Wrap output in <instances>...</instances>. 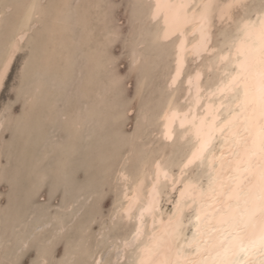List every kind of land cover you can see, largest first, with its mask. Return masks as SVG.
Here are the masks:
<instances>
[{
	"label": "snow or ice",
	"instance_id": "1",
	"mask_svg": "<svg viewBox=\"0 0 264 264\" xmlns=\"http://www.w3.org/2000/svg\"><path fill=\"white\" fill-rule=\"evenodd\" d=\"M147 7L157 27L155 43L167 42L175 53L168 87L180 90L187 78L191 99L180 126L194 136V150L180 161L178 177L157 162L150 188L147 174L132 181L133 194L125 193L128 203L118 215L135 231L116 249L115 261L92 254L91 260L70 262L67 249L60 256L58 237L44 244L37 238L7 264H29L24 256L30 247L31 264H264V0H155ZM123 8L119 0L61 5L0 0V84L11 79L14 62L19 63L14 85L30 80L50 63V38L71 33L77 42L95 12L106 25L97 52L114 91L122 94L140 70V61L133 56L126 64L120 50L136 30L134 12L128 36L118 25L117 10ZM191 63L196 66L190 71ZM165 195L172 205L166 220L160 214Z\"/></svg>",
	"mask_w": 264,
	"mask_h": 264
},
{
	"label": "rangeland",
	"instance_id": "2",
	"mask_svg": "<svg viewBox=\"0 0 264 264\" xmlns=\"http://www.w3.org/2000/svg\"><path fill=\"white\" fill-rule=\"evenodd\" d=\"M27 1L10 2L26 5ZM37 1L44 5L107 2ZM119 3L124 8L117 10L120 18L117 23L125 29V36H128V16L134 12L136 19L135 34L129 37L127 48L120 46L121 52L126 53L124 62L130 63L133 56L140 61L139 72L124 85L122 94L114 91L97 52L106 35V25L103 17L95 12L88 30H81L75 37L77 42L71 33H58L50 38V63L30 80L14 85L19 67L14 62L17 68L11 72V79L3 83L0 90V262L7 264L12 260L23 247L22 242L33 245L37 238H42L43 244L47 239L58 237H62L60 256H65L67 249L66 258L70 262L76 258L89 260L90 252L96 250L105 259L109 256L113 259L120 240L133 226L119 215H112L122 183L116 170L122 168L132 176L142 156L155 154L160 148L177 154L182 147L176 134L168 144L155 134L154 115L169 90L164 78L170 68V45L153 42L151 33L156 26L144 15L147 0H119ZM135 3L143 7L128 9L129 4ZM0 42L3 43L2 36ZM1 47L2 44L0 55ZM181 89L176 92L180 93ZM5 106H8L7 118ZM134 147L142 150L136 152ZM33 258L30 247L24 259L31 264Z\"/></svg>",
	"mask_w": 264,
	"mask_h": 264
},
{
	"label": "bare ground",
	"instance_id": "3",
	"mask_svg": "<svg viewBox=\"0 0 264 264\" xmlns=\"http://www.w3.org/2000/svg\"><path fill=\"white\" fill-rule=\"evenodd\" d=\"M11 1V0H10ZM148 1V5L149 4H153L155 2V0H147ZM38 3L37 0H28L26 5L27 4H30V3ZM136 4V3H135ZM25 5V4H24ZM141 8V7H140ZM139 8V9H140ZM140 10H143V9H140ZM23 12V11H21ZM139 12V10H138ZM143 13V12H142ZM146 15L145 17H147V19L149 21H152L151 18H150V11L147 7V10H146ZM143 15V16H144ZM143 16H141L143 18ZM139 17V15H138ZM141 18V19H142ZM144 20V19H143ZM141 22V21H140ZM154 22V21H152ZM95 31V30H94ZM151 32V31H150ZM152 35V39L155 40L156 38V34H157V27L155 28V30H153V33H151ZM150 36V37H151ZM151 39V40H152ZM187 39L189 41H192V43H195V41L193 40L192 36L189 35L187 37ZM148 40V39H147ZM153 40V42H155ZM2 42V40H1ZM3 45V43H1ZM136 42V41H135ZM147 42V41H146ZM191 46V45H189ZM2 48V47H1ZM3 49V48H2ZM169 51V50H168ZM57 52V51H56ZM57 54V53H56ZM66 54V53H65ZM51 56V55H50ZM141 56V55H140ZM170 68H169V72L167 73V76L165 79V86H166V89H169L168 90V93L164 99V101L162 102L160 108L157 110V112L155 113L154 115V119L156 120L157 122V127H156V130H155V134L156 136L158 135L160 137V139L165 143V144H168L170 143L173 138L175 137V134L177 135V139H178V142L180 144H182V147L178 150L177 154L175 151H172L171 149L169 150H163V149H159L155 154H152L150 156H142L141 158L138 159V162H139V165H138V168L135 170V172L133 173L132 176H130L128 174V172H126L124 169L120 168V169H117V176H118V180H121L122 183H121V186H120V190H119V193H118V196L116 198V203L115 206H114V210L112 211V215L113 217L118 215L119 213L122 212V207L121 205H124L125 207L127 206V203L128 201L125 199V193L128 194V196H132L133 192H132V189L135 188V184L132 183V181L136 178H144L145 177V174H147V178H146V183L148 184V187L150 188L151 187V177L152 175L156 172V164L157 162L161 163V164H164V165H167L168 166V170H169V173L170 175H173L175 174L177 177L179 176V166L180 165V161L184 159V157L186 155H190V152L191 150H194L193 149V144H194V136L191 134V133H188L185 131V128L187 127V125H185V128H182L180 126V119L183 118V113L186 112L188 110V107H189V103H188V100L191 99V97H189L188 95V91H187V78L185 77V82H184V85L182 86V89H181V92L179 93L176 92V91H173V89L169 88L168 85L171 83V75L174 74V71H175V53H174V50L172 48V46H170ZM189 61H191V57L188 58ZM148 62V61H147ZM104 63V62H103ZM198 63V61H197ZM57 65V64H56ZM148 66V65H147ZM191 68L189 69L191 71L192 68H194L196 66L195 63H191ZM149 67V66H148ZM166 69V68H165ZM97 71V70H96ZM142 71V70H141ZM168 71V70H167ZM207 73L205 72V75ZM137 76V75H136ZM145 77V76H144ZM108 79V78H107ZM106 79V81H107ZM146 79V77L144 78ZM143 79V81H144ZM110 80H108L109 82ZM147 81V80H146ZM154 81V80H153ZM100 82V81H99ZM103 83V82H102ZM106 83V82H105ZM110 83V82H109ZM148 83V82H147ZM146 85V83H145ZM3 84H0V90L2 88ZM143 86V84H142ZM112 87V86H111ZM112 90V89H111ZM109 92V91H108ZM179 93V94H178ZM108 94V93H107ZM109 97V96H108ZM107 98V97H106ZM107 100V99H106ZM104 101V99L102 100ZM85 103V102H84ZM105 103V102H104ZM144 104V103H143ZM143 106H146V105H143ZM152 106V105H151ZM141 107V106H140ZM50 108V107H49ZM145 108V107H144ZM142 111V110H141ZM142 113V112H141ZM176 114L175 117L173 114ZM45 114V113H44ZM148 114V113H147ZM144 115V114H143ZM141 115V116H143ZM145 116V115H144ZM26 117V116H25ZM112 117V116H111ZM150 118V117H149ZM2 119V118H1ZM53 119V118H52ZM142 119V118H141ZM105 121V120H104ZM145 121V120H144ZM148 121V120H147ZM65 122V121H64ZM95 122V121H94ZM145 123H147L145 121ZM148 124V123H147ZM150 124V122H149ZM148 124V125H149ZM144 128V126H142ZM149 127V126H147ZM140 129V127H139ZM145 130V128H144ZM143 132V130H142ZM154 133V131H152ZM52 134L54 132H51ZM145 133V132H144ZM85 134V133H84ZM140 134V133H139ZM147 134V133H146ZM144 135V134H143ZM148 137V136H147ZM152 137V136H151ZM140 139V138H139ZM54 140V139H53ZM145 140H148L145 138ZM142 141V140H141ZM150 142V141H149ZM131 143V142H130ZM157 143V142H156ZM164 144V145H165ZM146 144H144L145 146ZM150 145V144H149ZM137 146V145H136ZM133 147V145H132ZM138 147V146H137ZM142 147V146H141ZM153 147V146H151ZM177 147V146H176ZM175 147V148H176ZM180 147V146H179ZM135 148V147H134ZM133 148V149H134ZM144 147H142L143 149ZM136 149V152H139L141 151L139 148H135ZM1 151V150H0ZM152 151V150H151ZM126 153V152H125ZM132 153V152H131ZM141 154V153H139ZM123 156V155H122ZM119 157V156H118ZM116 160H117V157H116ZM130 163V162H129ZM113 164V163H112ZM111 168V167H110ZM115 168V167H114ZM128 169V168H127ZM1 170V169H0ZM115 171V170H114ZM112 172V170H111ZM114 173V172H113ZM110 174V173H109ZM108 176V175H107ZM125 177H127L128 179L126 180ZM111 179V178H110ZM109 179V180H110ZM113 179V178H112ZM117 179V178H116ZM115 179V180H116ZM114 180V179H113ZM21 183V182H20ZM105 184V183H104ZM78 185V184H77ZM131 185V187H130ZM115 188V187H113ZM116 190V189H115ZM99 195V194H98ZM147 195V192H145V196ZM172 195H175V196H178L179 194L178 193H173ZM169 199H170V196L169 195H165L162 197L161 199V208H160V214L163 215L164 219L166 220L167 219V215L168 213L171 211V208H172V205L169 204ZM15 201V200H14ZM18 206V205H17ZM112 209V207H111ZM64 210V209H62ZM110 210V209H109ZM108 210V211H109ZM42 213V212H41ZM99 213V212H98ZM34 214V213H33ZM160 214H158L157 216V219L159 220L160 218ZM30 216H31V213H30ZM52 216V215H51ZM56 215H54L55 217ZM96 216V215H94ZM42 217V216H41ZM40 217V218H41ZM45 217V216H44ZM49 217V216H47ZM57 217V216H56ZM62 217V216H61ZM119 217V216H117ZM39 218V219H40ZM51 218V217H50ZM63 218V217H62ZM16 220V219H15ZM35 220V219H34ZM55 220V219H54ZM60 220V219H59ZM95 220V219H94ZM126 220V219H125ZM45 221V220H44ZM58 221V220H57ZM61 221V220H60ZM127 221V220H126ZM46 222V221H45ZM48 222V221H47ZM152 221L151 219L149 218L148 219V224L151 225ZM38 224V223H37ZM59 223H57L58 225ZM49 225V224H48ZM61 225V224H60ZM112 225V224H111ZM39 228V227H38ZM106 228V227H105ZM17 229V228H16ZM65 230V229H64ZM27 231V230H26ZM89 231V230H88ZM100 231V230H99ZM135 231V228L132 226L128 232H126V236L123 237L121 240H120V243H119V247L121 248L123 246V242L125 240H130L131 237H132V234L133 232ZM56 232V231H55ZM25 233V232H24ZM31 233V232H30ZM83 233V232H82ZM56 234V233H55ZM190 234V233H189ZM106 235V234H105ZM55 236V235H53ZM52 236V237H53ZM86 236V235H85ZM121 236V235H120ZM119 236V237H120ZM57 237V236H56ZM100 237V236H99ZM19 238V237H18ZM28 238V237H27ZM116 238V237H115ZM114 238V239H115ZM20 239H22L20 237ZM51 239V238H50ZM87 239V238H86ZM118 239V238H117ZM116 239V240H117ZM95 240V239H94ZM21 240H19L18 242H20ZM93 241V239H92ZM15 242V241H14ZM17 242V243H18ZM22 242V241H21ZM79 242V241H78ZM119 242V241H118ZM8 243V242H7ZM86 243V242H85ZM21 244V243H20ZM44 244V242H43ZM69 244V243H68ZM81 244V243H80ZM21 245H26V242H22ZM77 245V244H76ZM82 245V244H81ZM84 245V244H83ZM91 246V245H90ZM70 247V246H69ZM20 248V247H19ZM82 248V246H81ZM107 248V247H106ZM105 248V249H106ZM108 249V248H107ZM72 252H73V249H71ZM80 250V248H79ZM103 250V249H102ZM1 251V250H0ZM9 251V250H8ZM7 251V252H8ZM18 251V250H17ZM84 251V250H83ZM106 251V250H105ZM14 252V251H13ZM69 252V251H68ZM93 251L90 252V257L92 258V253ZM65 253V252H64ZM71 253V251H70ZM76 252H74V255H75ZM84 253V252H83ZM100 253V251H99ZM97 253V250L93 252V254H96V259H100V254ZM73 255V253H72ZM73 255V256H74ZM5 256V255H4ZM87 256V255H85ZM15 257V256H14ZM88 257V256H87ZM75 258V257H74ZM73 258V259H74ZM77 259V258H76ZM89 259V257H88ZM116 259V256L113 257V261H115ZM91 260V259H89Z\"/></svg>",
	"mask_w": 264,
	"mask_h": 264
}]
</instances>
